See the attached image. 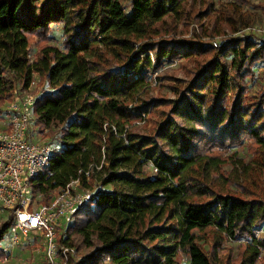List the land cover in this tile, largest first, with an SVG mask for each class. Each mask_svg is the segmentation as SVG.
I'll return each instance as SVG.
<instances>
[{
  "label": "trees",
  "instance_id": "1",
  "mask_svg": "<svg viewBox=\"0 0 264 264\" xmlns=\"http://www.w3.org/2000/svg\"><path fill=\"white\" fill-rule=\"evenodd\" d=\"M203 4L208 11L194 9ZM205 15L208 36L262 19L236 0H0V107L38 76L34 123L59 145L31 179L33 197L46 202L75 178L97 185L59 238L75 248L67 264H182V253L188 264H214L209 233L242 239L241 264L261 257L264 188L250 184L264 186V84L249 95L246 82L264 62V39L176 38L180 20ZM56 24L61 45L46 42L32 58L30 37L45 42ZM192 55L203 58L169 110L149 133L134 131L157 106L142 96L150 76ZM243 142L248 158L238 154ZM12 220L0 225V242Z\"/></svg>",
  "mask_w": 264,
  "mask_h": 264
},
{
  "label": "built area",
  "instance_id": "2",
  "mask_svg": "<svg viewBox=\"0 0 264 264\" xmlns=\"http://www.w3.org/2000/svg\"><path fill=\"white\" fill-rule=\"evenodd\" d=\"M34 98L27 91L16 94L0 128V210L13 216L10 244L39 242L46 264H67L75 248L59 240V231L91 191L75 178L55 189L46 202L33 197L31 179L43 171L55 148L49 140L32 134Z\"/></svg>",
  "mask_w": 264,
  "mask_h": 264
},
{
  "label": "rangeland",
  "instance_id": "3",
  "mask_svg": "<svg viewBox=\"0 0 264 264\" xmlns=\"http://www.w3.org/2000/svg\"><path fill=\"white\" fill-rule=\"evenodd\" d=\"M200 1V0H198ZM208 1V0H204ZM216 4L220 1L226 0H209ZM243 8V10H248L249 12H260L262 19H257L253 25L242 28L236 32H231L228 27H223L222 32L220 34L214 35H203L202 29L206 27L210 28L213 26V18L209 15L203 16L201 19H197L194 17L195 21L192 23H183L180 20L177 24V30L181 31L178 35H175L176 38H186L190 37L192 32L195 31L199 36L200 39L206 44L215 46L218 44L221 39L229 37V36H243L249 35L251 38L259 41L264 39V0H236ZM198 3V2H197ZM201 10H207L206 4L203 5H194V9L197 10L199 8ZM200 24L203 26L201 27ZM224 24V22L222 23ZM51 38L46 40L45 42L41 41L40 36H31L30 37V55L32 58L37 53V50L43 44L51 42L56 45H61L62 35H61V28L59 24L53 25V29L51 31ZM207 56V54H205ZM203 56H189L184 58H179L177 60H173L171 62H167L164 66L160 69L156 70L149 79V85L147 91L142 94L143 98L147 101H156L157 106L153 107L150 112L142 116V119L139 121H135L133 123L132 129L139 133H149L151 130L154 122L159 118L160 112L164 111L167 112L170 108L169 101L173 100L177 97L175 90H183V88L188 84V81L197 71L198 61L202 59ZM254 73H252L249 77H247V93L252 95L262 84H264V62H259L254 67ZM37 84V85H36ZM45 86V82L36 76L34 78V83L31 85L29 92L34 97L38 95L39 90ZM175 88V89H174ZM174 90V91H173ZM175 92V93H174ZM22 94V93H21ZM15 96L9 101H6L0 107V128L5 125L6 122V109L8 108L9 104L13 102ZM32 127L35 130V134H38L37 126L35 123H32ZM54 130V129H53ZM56 131V130H55ZM52 131H48L44 129L42 134H38V137L41 139L49 140L53 143V145L57 148L59 145L55 141L54 136L52 137ZM52 134V135H51ZM245 142L238 148L239 156L248 158L249 154L247 152L248 145ZM258 176L257 178H259ZM251 182V180H250ZM92 184V182H91ZM258 188H264L254 186L250 184V190L257 191ZM89 189L92 192H95L97 189V185L93 183ZM258 192V191H257ZM262 197H264V192H259ZM248 197H253L251 192H249ZM12 215L7 210H0V225L6 221L9 216ZM67 225L72 223V220L63 222ZM64 227L62 226L59 234L60 236L64 237L65 233L63 232ZM10 229L5 234L3 241L0 242V246L5 250V257L0 259V264H44V252L39 244V242L32 243L27 242L26 240H21L19 243L12 245L9 243L10 240ZM255 235L257 237L264 238V223H262L259 227L255 229ZM214 237L212 234H207L205 238L204 245L208 248V253L211 254V258L214 261V264H241V260L243 256L241 252L243 250L242 246L239 244L243 243L242 239L239 240H229L226 238H221L217 242L214 241ZM207 243V245H206ZM213 250L215 255H213ZM182 264H188V256L185 254H181ZM256 264H264V249H262L261 257L258 259Z\"/></svg>",
  "mask_w": 264,
  "mask_h": 264
}]
</instances>
